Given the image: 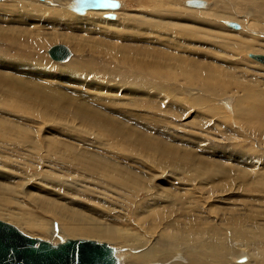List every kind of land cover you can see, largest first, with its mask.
<instances>
[{
    "label": "rangeland",
    "instance_id": "rangeland-1",
    "mask_svg": "<svg viewBox=\"0 0 264 264\" xmlns=\"http://www.w3.org/2000/svg\"><path fill=\"white\" fill-rule=\"evenodd\" d=\"M35 1L24 9L0 1V58L3 36L16 35L43 40L49 65L46 76L17 73L19 80L0 68V125L19 133L0 139V220L54 245L107 242L128 254H116L120 264H160L147 260L156 243L171 252L180 230L197 223L227 240L235 228H264V67L234 46L245 32L222 18L236 16L229 21L247 25L264 45L255 7L202 0L207 8L192 16L187 0H116L119 18L110 22ZM55 45L73 52L69 63L48 58ZM255 50L264 54L263 46ZM84 60L86 74L51 67ZM97 60L115 76L92 74ZM57 213L87 229L70 233ZM38 222L54 235L35 229Z\"/></svg>",
    "mask_w": 264,
    "mask_h": 264
},
{
    "label": "bare ground",
    "instance_id": "bare-ground-1",
    "mask_svg": "<svg viewBox=\"0 0 264 264\" xmlns=\"http://www.w3.org/2000/svg\"><path fill=\"white\" fill-rule=\"evenodd\" d=\"M15 1H18L20 3L21 9L27 8L28 4H30L29 7L36 5L35 0H30L31 2H29L28 0H15ZM237 1H239V2H237ZM237 1L236 2L238 3V5H239L240 1L241 2L245 1L246 3H248L249 5L244 3V2L241 3V5L242 4L244 6L246 5L245 7H247L248 9H249L250 5H251V7L252 6L255 7V9H254V12L256 14L255 16H257V18H258V20H260V22L264 23V0H237ZM47 2H48L49 7L51 5H52L51 7H53V4L57 2V4L61 5L58 7H62V10L69 13L73 17H75L76 14L78 15V14H83L87 11H91V12L95 11L103 19L105 17L110 22H116L117 19L119 18V17L117 18L116 11L118 10V8L120 6V3H119L120 1L117 2L116 0H109V2H112L115 5H117L116 7H97V6H95L94 3H92L91 0H47ZM180 2H182V1L180 0ZM39 3H40L39 5H41V2H39ZM205 3L206 2L202 1V0H187L184 3V5H186L187 8H191L190 14L193 16L195 14L199 15V14H197V13H199V11L207 8V3H206V5H205ZM225 4L223 5L222 12H224L227 9V5H225ZM241 5H239V6H241ZM243 5H242V8H243ZM42 6H44L47 9H50V10H56L58 8V7L56 9H53L51 7L49 8L45 4ZM7 7H11V6L8 5ZM228 7H230V6L228 5ZM231 7L233 8V6H231ZM45 8H42L39 12L40 13L39 18H41V19L45 17L46 13H48V10ZM4 9H5V7H0V10H4ZM236 9L237 8H235V10L233 11V13L235 15H236ZM187 11H188V9H187ZM50 13L53 15V14H56V11H51ZM204 13H206V12H204ZM237 13L239 14V15H237L238 18H240L241 12H237ZM98 14L96 15V18L99 17ZM215 15H216V18H218L217 13H215ZM223 16L224 17H222V18H225V19H223L225 22L224 24H226V26L228 28H231L230 26H228L227 23L230 22L229 21L230 19L236 18V16H233L232 14L229 16V13L223 14ZM242 17H244L243 14H242ZM82 19H85V18H82ZM234 20H237L239 22V20L237 18ZM42 21H43V19H42ZM252 23H248V24H250L249 26L251 27L252 31L255 32L254 29H256L257 26H256V24L254 26ZM243 25L244 26H242V27L240 26L241 27L240 30H236L234 28H231L234 30V32L236 31V34H238L240 36H242L241 35L242 31L245 32V35L242 36L243 38H236L234 46H238L237 49H239V47H241L242 49H245V55L247 57L249 54H252L255 56H257V55L264 56L263 53L251 52V51L255 50V45H257L258 48H260L261 46L264 47V45H262L263 43L261 44L262 40H260L261 42L257 41L258 37H255L256 36L255 33L253 34V32L248 30L249 28L247 27V25H245V24H243ZM12 29L14 30V28H12ZM238 31H240V32H238ZM24 38L25 37H22V36L8 35V34H5L3 36L2 40H3L4 56L0 58V68L5 70V71L9 70V69H14V71L12 73H9V72L8 73L11 74L15 80H19L16 78L17 73H22L23 75H25L27 72H29L30 76H33L34 78H38L40 76H46V75H43L45 70L43 71V69H42V68H46V67L49 68V65L46 63L45 54L43 52L44 51L43 46H45V43L43 42V45H41L40 42H42L43 40L36 42V39H30V41L25 42L26 40ZM55 46H57V45H55ZM63 46H65V45H63ZM242 49H239V50H242ZM49 50L46 51V54H47L48 58L51 59L50 55H49ZM252 55H251V58H252ZM73 56H74V54L71 51V56H70L69 60L66 62H56L52 59L51 60L53 62H56L59 64H67L70 62V60L73 58ZM253 59L254 58H252V60ZM254 61L257 62L258 64H261L264 67V64L256 61L255 59H254ZM51 67H53L52 68L53 70H57V72L69 73V74H71V73L86 74V71L89 69V66H86V60H84L83 62L71 63L70 65H66V67H61V66H59V67L51 66ZM17 71H19V72H17ZM94 73H100L104 78L106 77L109 79H111L115 76V74L106 65H104L102 62L99 63L98 60L95 61L93 64L92 74H94ZM125 79L127 81H130L129 79H131V78H125ZM2 81L4 82V84H2ZM5 84H6L5 80L0 81V85H5ZM0 94H1V92H0ZM0 126H1L0 127V139L2 140V142H3V140H7L6 138L11 133L14 134V132H15L16 135H19V133H17V131H14L13 129H11L8 124L7 125L1 124ZM70 159H72V158H70ZM73 160L76 161L75 165H77L76 163H78L79 166H83V170L85 169L82 162L77 161L74 158H73ZM86 163L93 165V162H86ZM0 178H3V177L0 176ZM119 182H120L119 185H122V186L124 185V186H127V188H128V186H129L128 181H126L124 179H119ZM127 188H125V189L127 190ZM19 212H21V211H19ZM57 215H59V218H60V216L64 215V217H62L64 219L63 223L66 225V229L70 233H76L79 230H86L87 229V226L82 227L83 224L78 223V220H80V219L77 217H74L72 215L65 214V213H57ZM69 217L73 218L74 220L69 218ZM162 218H164V217H162ZM200 222H202V221H200ZM37 224H40V223L38 222ZM197 224H196V226H197ZM47 226H48L47 224H43V225H41V227L35 225L34 228L35 229L40 228L43 232H46L48 234L55 233L53 229L48 230ZM196 226H195V224H194V226L192 225L189 232H186L184 230H180V232L176 235V239H175L173 247H172L173 251H171V252H168V251L165 252L167 242H163L162 244L156 243V247H154L148 253L147 260H156V262H160V264H180V263L176 262L178 259H181V261L183 260V262L185 260V264H246L247 262H249L248 264H264V228L257 226V227L252 228L251 230H248V231L235 228L234 233H232V235H233L232 238H231V236H229V238H231V239L227 240L226 239L227 237H225V235H222L221 234L222 232H220L217 228L212 229L210 231H203L201 227H196ZM211 227H209V228H211ZM64 231H66V230H64ZM115 231L118 234L120 233V235H122L125 239H128L129 241L132 240V237L130 236V234L122 233L118 230H115ZM104 232L105 231H102V233H104ZM164 239H165V241H167L170 238L167 237ZM238 240L242 241V242H240L241 245L235 246V244H238V242H237ZM132 242H134V241H132ZM126 246H128V245H126ZM123 247H125V246H123ZM119 255L125 256L124 259H127L126 256L128 254L127 255H121L118 253L117 256H119ZM246 255H248L250 257V260H249L248 256H246ZM233 259H235L236 261L233 262L232 261Z\"/></svg>",
    "mask_w": 264,
    "mask_h": 264
},
{
    "label": "water",
    "instance_id": "water-1",
    "mask_svg": "<svg viewBox=\"0 0 264 264\" xmlns=\"http://www.w3.org/2000/svg\"><path fill=\"white\" fill-rule=\"evenodd\" d=\"M91 1L97 6L96 0ZM227 24L236 30L241 29L238 23ZM49 55L56 62H66L71 51L66 46L57 45L49 50ZM252 58L264 64V56L252 55ZM116 253L113 246L97 240L67 239L54 245L0 220V264H120Z\"/></svg>",
    "mask_w": 264,
    "mask_h": 264
},
{
    "label": "snow or ice",
    "instance_id": "snow-or-ice-1",
    "mask_svg": "<svg viewBox=\"0 0 264 264\" xmlns=\"http://www.w3.org/2000/svg\"><path fill=\"white\" fill-rule=\"evenodd\" d=\"M98 7H116L114 3H109V0H96Z\"/></svg>",
    "mask_w": 264,
    "mask_h": 264
}]
</instances>
